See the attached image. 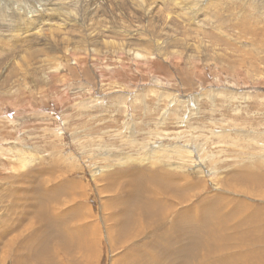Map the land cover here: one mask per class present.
Instances as JSON below:
<instances>
[{
	"label": "rangeland",
	"instance_id": "rangeland-1",
	"mask_svg": "<svg viewBox=\"0 0 264 264\" xmlns=\"http://www.w3.org/2000/svg\"><path fill=\"white\" fill-rule=\"evenodd\" d=\"M60 1L61 12L50 15L64 31H47L42 15H28L59 1L0 0V264L27 252L11 231L33 223L42 179L69 186L67 208L84 193L89 222L97 223L99 213L113 211L103 213L101 202L127 189L138 166L144 179L164 170L165 180L170 174L178 183L181 201L158 196L167 203V229L179 211L195 221L208 202L219 211L220 235L167 263L204 264L206 244L217 264L226 230L235 233L240 217L252 226L264 217L257 214L264 211V0ZM74 11L82 15L70 27ZM64 37L74 51L64 49ZM237 206L241 212L231 215ZM156 232L117 244L90 228L91 264L135 262L139 251L161 257L164 238ZM173 238L180 243L171 242L172 252L191 247L180 228ZM229 244L224 254H242L233 260L240 263L249 249ZM68 245L75 253L74 241ZM257 260L264 257L248 264Z\"/></svg>",
	"mask_w": 264,
	"mask_h": 264
},
{
	"label": "bare ground",
	"instance_id": "bare-ground-1",
	"mask_svg": "<svg viewBox=\"0 0 264 264\" xmlns=\"http://www.w3.org/2000/svg\"><path fill=\"white\" fill-rule=\"evenodd\" d=\"M42 1L43 3H45V0ZM54 1L55 2L59 1L58 2L59 5H57L58 7L56 6V4H54L55 2L54 3L52 2V4H54L55 6L51 5V7H48L46 10L33 8V11H28V15L33 13V16H35L36 19L38 15L39 16L42 15L41 22L48 26L46 27L47 31L48 30L64 31V27L62 26L63 24L60 23L58 25H55L57 24L55 22L57 17L56 16L52 17L50 15L55 11V9L59 10V12H61L62 10L61 6H63V3H61L60 0H54ZM73 15H74L73 19H71L69 21L70 23L68 24L70 25V27L74 26L75 24L74 22L76 20H79L80 19L79 15L82 14H80L79 11L78 13L75 12ZM12 33L13 32H10V34H8L9 37L11 36ZM65 37H68V35H66ZM65 37L64 39L62 38L61 40V42L66 43L64 44L65 46L64 49L65 48H67V50L73 49L70 44L71 41L66 39ZM47 38L49 37L47 36ZM54 39H56V36L52 35L47 41L52 42ZM137 50L139 51V49ZM42 51L44 53L46 52L48 53V51H45L44 49ZM64 55L70 58L69 53H67V51ZM70 55L71 57L73 56V54ZM147 57L148 55L146 53L143 52L139 53V59L144 60ZM20 64L21 63H19L18 65ZM11 69L12 70L14 69V71L16 70L15 68H11ZM114 91L116 92V90ZM244 171H249V168H246ZM144 172L145 170L141 166H138L136 169H133V177L130 181L129 187L125 190L123 189L118 193H116V196L113 199L101 202L100 206L103 210V213L107 212L110 209H112L113 211L109 214L99 213L98 215L99 219L97 223L89 222L94 218L91 216L92 214H94V212L92 211L93 209H90V211L87 209L88 204H86L85 202L84 193L82 194L81 199L75 201V205H72L70 208H67L69 199L65 198L66 196L64 195L69 194V189H68L69 186L64 183L61 185L57 184L55 185L54 187L55 189H54L53 187H49L50 181L48 179L46 180L42 179V181L40 182L41 184L40 192H38V195H36V192L34 193L35 196L33 197H35L36 201L34 203L32 202V206L33 205L34 206L31 207L30 210L32 212L33 211L32 208L34 209L33 211L34 215L32 213L30 214V219L33 221V223L26 225L27 227L23 229L24 231L19 230L16 227L13 228V230L11 231L12 232L11 234L17 233V236L15 237L17 238V241L18 239H22V244L23 243L24 244L23 245L21 244L22 245L21 248L24 251L25 250L27 251L26 254L25 255L22 254V256H20L21 254H14V256L12 255L11 260H14V262L12 263L13 264H63L62 259L59 258V254L62 253L64 260L67 261L68 264H91L96 256V254H91L92 250L89 251L87 249L88 241L91 239V237L85 243L83 256L81 258V261L79 262L75 260L78 251L75 253H70L68 244H61L59 246L57 243H54L51 246V242L57 239V235L60 236L61 238H66V236L68 235L72 237V238L68 237L71 241H75L77 245V249L81 250L82 247L80 246L79 241L81 240L83 233H84V237H86L85 232L90 228L98 229L100 231V237L103 236L104 232H106V236L103 237L109 240L110 242L117 244L120 243L124 244L127 240L131 238L144 237L145 235H147V233H149L152 230H157L155 236L160 237L161 239L164 238L163 241L164 250L161 249L163 256L161 257L158 256L159 255L158 250H157L158 255H156L155 253H150L148 255V252L139 251L138 256L140 259H137L135 262L123 261L120 264H137V263L168 264L167 260L174 255L182 254V250L186 251V253H189L191 250L196 248L195 249L196 251L198 248L197 245L200 242L201 238L213 241L216 234L220 235L219 232L221 227L218 226L216 228V226L220 223H219V219H216V215L219 211L217 209V205L215 202H208L202 206V214L199 221H195L193 215H191L190 212L179 211V213L175 215L173 223H171V225L167 229V227L164 224L166 220L167 203L164 198H160V197L158 198V196H163V197L168 196L175 198L174 200L181 201V198L179 196L180 190L177 188L178 183L172 179L170 174H169V178L165 180L164 170H153V171L150 170L146 174L147 176L145 179H144V174H145ZM46 174L47 173L45 172L43 175ZM258 179H260V176H258ZM121 180L122 179L118 180L117 182V179H115L114 185H117ZM153 185H156L157 187H153ZM149 188H152V190H150ZM43 194H46L48 198L45 199ZM79 201H84V203L77 204ZM235 209L237 211V214L241 212L238 206L236 208L231 207L229 210V212H231V215H235ZM205 211L211 213L212 216L206 217ZM257 214L262 215L264 214V211L258 210ZM76 218L78 219V221H81V223L79 222L75 223ZM260 220L261 221L256 219L254 221L255 224L252 226V221L249 218L243 216L240 217V221L237 222V224L234 225V227L231 229L234 230L235 233L231 234L230 230H226L225 236L220 239V244H219L220 247L217 248L216 250V253L219 254V258L217 259V264H231L233 263V260H236L237 256L242 255L235 253L227 256L224 254V251L227 252L234 248L230 246L229 244L230 242H237L241 248L249 249V251L244 254L243 260L241 259L240 263L238 261V264H248L252 256H258L259 258L264 257V234L258 235V229H260L264 233V217L260 218ZM254 226L257 230L256 232L253 230ZM178 228L181 229L182 240L185 241L188 240L191 247H189L188 249L187 248L180 249L174 253L172 252L171 249V242L174 241L180 243L176 238H173V235L175 234ZM201 229H205L206 232L203 233ZM162 230H165L164 233L162 232ZM234 238L235 240H233ZM15 244L16 241L14 240V242L10 244L11 246H9V248L11 247V249H13L12 245ZM197 252H199V250H197L195 253ZM200 252H201V256H205L208 254L205 258L204 264H210L214 251L210 250L206 244H203L200 247ZM45 256H49L50 260H45L44 259ZM159 259H162L163 261L160 262ZM233 264L236 263L234 262ZM255 264H264V260H257Z\"/></svg>",
	"mask_w": 264,
	"mask_h": 264
},
{
	"label": "crops",
	"instance_id": "crops-1",
	"mask_svg": "<svg viewBox=\"0 0 264 264\" xmlns=\"http://www.w3.org/2000/svg\"><path fill=\"white\" fill-rule=\"evenodd\" d=\"M15 235H17V233H15ZM70 239L68 238V237H66V238H61L60 236H58L57 235V239H55L54 241H52L51 242V246L54 244V243H57L59 246L61 245V244H68V241H69ZM85 240H86V237H84V233H83V236H82V238H81V240L79 241L80 242V246L82 247L81 248V250H77V245H76V243H75V241H74V243H75V250H76V252L78 251V253H77V255L79 254V255H82L83 256V249H84V245H85ZM69 251H70V253H72L71 252V250H70V248H69ZM60 252H61V249H60ZM76 255V256H77ZM59 256H62V253H60L59 254ZM45 260H50V257L49 256H45V258H44ZM63 264H68V263H66L65 261H63Z\"/></svg>",
	"mask_w": 264,
	"mask_h": 264
}]
</instances>
